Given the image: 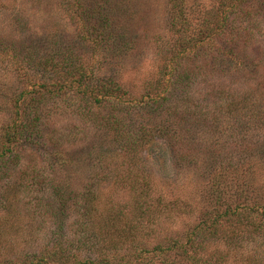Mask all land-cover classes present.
<instances>
[{
    "label": "rangeland",
    "instance_id": "374dc122",
    "mask_svg": "<svg viewBox=\"0 0 264 264\" xmlns=\"http://www.w3.org/2000/svg\"><path fill=\"white\" fill-rule=\"evenodd\" d=\"M178 1L193 26L233 3ZM247 1L255 8L254 22L178 59L181 36L171 29L170 0H0V45L73 48L71 57L81 58L90 78L114 79L129 92L125 100L102 105L67 93L40 101L33 138L0 174V264H26L25 255L35 260L60 225L70 231L62 242H70L90 202L97 220L118 217L119 230L151 250L169 237L187 241L204 213L219 208L220 235L210 241L208 256L219 251L230 254L224 264H264V0L259 7L257 0ZM200 54L210 61L203 74ZM190 62L200 69L186 79L181 69ZM36 77L46 79L40 72ZM24 85L0 58V134ZM146 126L150 131L139 143L122 147L127 138L116 128ZM217 142L227 156L212 172L206 151ZM189 152L195 159L184 158ZM217 182L220 189H214ZM90 189L94 198L84 194ZM49 197L66 199L67 213L53 216ZM142 207L152 215L145 212L146 227L139 229ZM228 207L243 216L228 217ZM228 238L237 240L228 244Z\"/></svg>",
    "mask_w": 264,
    "mask_h": 264
},
{
    "label": "trees",
    "instance_id": "16d2710c",
    "mask_svg": "<svg viewBox=\"0 0 264 264\" xmlns=\"http://www.w3.org/2000/svg\"><path fill=\"white\" fill-rule=\"evenodd\" d=\"M232 1L233 3L225 4L231 5L229 11H226L224 7L219 15L208 14L201 23L193 26L179 1L170 0L172 8L171 29L181 36V40L178 42L179 52L176 55L178 59L183 56L189 57L191 49H195L199 53L202 49L200 45L204 46V44L210 43L217 36L223 35L228 30H237L240 27L238 26L239 24L253 20L254 16L252 15L255 8L252 6H249L250 8L247 7V0H230V2ZM257 1V7H259L261 1ZM232 15H234V18ZM190 30L191 32L194 31L195 34L191 36ZM56 36V34L53 35L52 39H55ZM1 43L0 58L6 60L8 64L14 67V70L25 85L20 93L14 97L16 106L14 114L7 123L3 124L1 129L0 164L2 168H0V174L4 173L6 167L8 168V164L12 162L14 154L15 156L17 155L16 150L33 138L34 130L37 127L36 122L42 115L39 103L46 96L55 97L66 93L76 94L84 99L90 98V100L100 105L107 103V101L118 102L129 98V92L123 89V86L118 81L109 78H90L87 72L88 67L78 61L81 58L71 57L72 47L70 50L65 49L62 51L61 48L54 46L53 50L48 52L47 50L43 51V49L36 51L30 45L17 49L15 43H11V45L5 41ZM45 52L47 53L44 54ZM200 56L201 54L196 59L205 68L202 69L201 74H203V70L208 71L210 67L208 63L210 61L207 60V55H202L201 58ZM77 62L79 64H76ZM196 65L190 62L183 66L181 72L184 78L190 79L198 73L200 68ZM32 68L33 72L34 70L37 71L33 78L36 80L35 82L31 80ZM38 72L45 75L46 79H41L42 81L37 82L38 77H36V74ZM141 102L145 103L144 100H141ZM234 102L236 101L233 100L229 103L230 108L236 106ZM30 108L31 112L27 115L24 110ZM149 128V126H146L142 131L132 128H122L120 130L116 128V130H118L117 134L121 138H127L126 145L122 147L128 146L132 148L134 143H139L142 140L143 134L149 133ZM259 143L261 146L264 145L261 140H259ZM213 149L215 152H211ZM211 150L206 151V162L210 163L207 165L208 170L213 172L215 170L214 167L217 169V166L220 165L216 166L218 158L222 155H227L224 154L223 149L220 150L219 142H217V145H213ZM183 156L188 158V161L195 159V156H191L190 152L189 154L183 153ZM229 160L231 161V159ZM220 163L222 168H227L225 161ZM252 164H255V162L253 161ZM232 168H235V165H232ZM210 174L212 173L210 172ZM218 184L219 182H217V186L214 189H220ZM92 192L94 193L90 189L84 194L88 198H94ZM52 198L49 197L50 201L47 202L48 211L55 217H62L68 210L65 206L67 200L52 201ZM5 202L4 204L10 203L8 200H5ZM89 204L81 212L80 216L82 219L79 220L78 227H75V231L78 232L75 236L76 238L74 237L67 244L63 243L62 239L65 233L70 231L69 229H64V225H60L59 229L49 232L51 235L49 239L52 240L45 242L46 246L41 253L37 252L35 260L28 255L23 256L21 260L26 262V264H52L51 260L53 257L58 259L57 264H182V261L187 260L191 264H224L230 257V254H224V252L219 251L211 253H217L215 256H208L207 254L210 241L218 239L214 237L220 235L219 222L223 214L219 213V208L214 207L211 211L204 213V218L201 217L200 223L187 233V241L184 242L179 237H169L166 242L158 243L151 250L144 243L141 244L137 238L132 235L128 236L126 231L121 232L116 223L118 217L108 215L107 218L105 217L101 220L98 218L97 220V209L89 206ZM80 207L78 206L77 209H80ZM232 210L234 209L229 207L226 209V213L229 214H227L228 217L243 216L238 208L231 214ZM145 212L148 218L151 217L152 212L148 213V208H144V210L139 208L137 210V216L139 214L140 217L139 220L145 216ZM137 224L139 229L146 227L142 219ZM134 227L135 225L130 223L129 228L134 230ZM235 240L237 239L228 238L225 241L228 244H232ZM122 250L125 252L124 255L118 257V253ZM173 254H177L180 258H175L172 256Z\"/></svg>",
    "mask_w": 264,
    "mask_h": 264
}]
</instances>
